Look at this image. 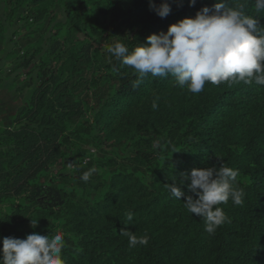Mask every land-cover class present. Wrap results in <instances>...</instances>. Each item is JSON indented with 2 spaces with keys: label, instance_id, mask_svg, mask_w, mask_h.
<instances>
[{
  "label": "trees",
  "instance_id": "1",
  "mask_svg": "<svg viewBox=\"0 0 264 264\" xmlns=\"http://www.w3.org/2000/svg\"><path fill=\"white\" fill-rule=\"evenodd\" d=\"M167 2L161 18L149 0H0V62L28 69L23 86L37 81L0 129V248L61 232L65 264H264V86L206 83L193 94L148 74L133 88L134 69L106 52L146 45L216 0ZM236 2L264 25L254 0ZM213 165L238 170L244 195L220 205L228 220L209 235L184 207L190 181L181 200L168 183ZM125 228L148 245L130 248Z\"/></svg>",
  "mask_w": 264,
  "mask_h": 264
},
{
  "label": "clouds",
  "instance_id": "2",
  "mask_svg": "<svg viewBox=\"0 0 264 264\" xmlns=\"http://www.w3.org/2000/svg\"><path fill=\"white\" fill-rule=\"evenodd\" d=\"M149 3L161 18L171 11L167 0L159 5L153 0ZM189 3L195 5L196 0ZM254 3L257 13L264 12V0H254ZM147 41L146 45L131 51L119 41L106 46L107 53L134 69L138 79L133 88L139 87L148 74L174 77L178 87L193 94L202 92L206 83L254 82L264 86V25L258 15L246 14L245 4L236 0H216L211 9L204 6L195 17H185L169 25L166 32L149 35ZM152 107L157 108L155 101ZM95 172L94 167L90 168L80 179L88 182ZM238 174V170L225 166L193 168L190 174L181 175L183 183L172 179L168 191L181 200L185 196L182 185L190 181L187 187L195 197L187 195L184 207L202 218L205 231L213 235L228 220L220 205L229 200L235 205L243 203L244 194L235 186ZM127 219L133 220V215L129 213ZM30 223L35 228L38 218H31ZM121 235L128 236L130 248L138 244L147 246L149 242L147 235L138 237L126 228L121 230ZM65 247L61 232L51 236L33 232L24 239L5 237L0 248V264H65L62 257Z\"/></svg>",
  "mask_w": 264,
  "mask_h": 264
},
{
  "label": "rangeland",
  "instance_id": "3",
  "mask_svg": "<svg viewBox=\"0 0 264 264\" xmlns=\"http://www.w3.org/2000/svg\"><path fill=\"white\" fill-rule=\"evenodd\" d=\"M1 30H0V41H1ZM0 58L5 57L6 45L0 44ZM0 68L2 70V82L0 84V129L9 126L11 116L18 107L23 104L25 99L29 96L32 89L37 85L36 77L33 76L29 80L28 86H23L24 81L28 79V69H17L13 70V66L10 62H6L2 59L0 62ZM91 152L94 149L91 148Z\"/></svg>",
  "mask_w": 264,
  "mask_h": 264
}]
</instances>
